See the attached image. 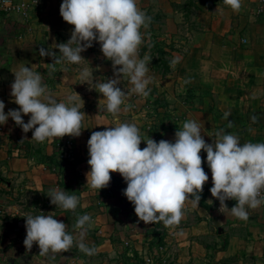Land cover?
Segmentation results:
<instances>
[{"label": "crops", "instance_id": "crops-1", "mask_svg": "<svg viewBox=\"0 0 264 264\" xmlns=\"http://www.w3.org/2000/svg\"><path fill=\"white\" fill-rule=\"evenodd\" d=\"M62 2L43 0L27 14L11 10L0 18V100L5 103V113L19 109L11 96V84L15 80L13 72L21 66L41 74L58 101L67 103V96L77 92L85 113L81 135L66 136L73 141L71 167L41 160L36 154H53L56 138L44 143L32 140L34 130L25 133L11 118L0 125V189L1 185L6 189L0 191V214L12 209L16 216L5 221L0 215V264L3 258H16L14 264H146L145 254L154 250V235L147 230L150 224L139 220L134 205L119 191L87 186L86 173L91 170L87 142L93 132L115 126L117 121L105 110L99 90L87 86L91 76L82 78L85 62L69 63L54 48V43H66L74 30V25L60 14ZM137 4L151 17L149 27L141 28L144 42L139 58L149 56L143 49L145 42L159 38L166 48L171 49L172 44L178 48L173 51L177 62L169 74L163 75L150 60L147 75L152 78L148 85L151 92L147 97L130 93L129 78L121 76L119 86L130 94L121 106L119 122L135 124L143 137L157 142H175L176 131L185 121L194 120L210 144L221 129L238 136L241 145L264 143V17L254 11L257 0H242L239 12L223 0H137ZM243 37L248 41L243 42ZM41 47L53 48L62 63L53 66L51 57L40 55ZM88 49L101 65H113L103 55L99 42L94 41ZM85 53L87 50L81 55ZM99 78L106 82L114 78V71ZM225 112H230L227 119ZM23 119L27 123L30 114ZM18 138L31 146L26 155L10 149ZM140 147H146V142L142 141ZM200 155L209 176L202 192L208 206L194 202V198L186 201L179 226H164L162 256L167 264H264V207L249 209L247 221L221 214L219 201L210 192L213 182L207 153L202 150ZM70 168L75 169L76 180H70ZM111 174L126 183L121 174ZM72 181L75 183L69 185ZM52 190L76 195L80 204L75 212L51 204L48 195ZM226 203L231 208L237 202ZM48 214L63 221L73 235L74 245L68 252L40 255L36 243L30 250L26 248V216ZM85 214L91 216L92 226L86 225L83 242L97 249L92 256L77 246L83 230L76 229L75 224Z\"/></svg>", "mask_w": 264, "mask_h": 264}, {"label": "clouds", "instance_id": "clouds-1", "mask_svg": "<svg viewBox=\"0 0 264 264\" xmlns=\"http://www.w3.org/2000/svg\"><path fill=\"white\" fill-rule=\"evenodd\" d=\"M234 12H239L242 0H223ZM60 14L64 21L74 25L71 38L66 43H54L63 59L79 64L85 58L82 52L99 42L103 55L112 61L114 78L97 83L104 97L105 110L116 118L115 126L95 131L87 142L90 171L86 173L87 186L92 189L107 188L111 173H119L127 183L123 194L134 205L139 220L145 224L163 222L166 228L179 226L184 217L185 203L189 198L201 200L205 183L209 180L202 167L201 151L207 153V165L211 169L212 197L219 201L218 211L225 216L247 221L249 209L264 207V143L246 142L241 145L239 137L215 133L213 143H207L200 125L194 120L185 121L175 133V142L143 137L135 124L120 123L121 106L128 95L135 93L147 97L151 89L148 64L151 57L139 58V49L144 42L141 28L147 29L151 17L142 11L137 0H63ZM73 45H76L73 47ZM53 48L39 49L42 57H51L52 65L62 63ZM176 60L171 62L175 66ZM13 72V71H12ZM11 96L19 109L5 113V103L0 100V125L11 118L27 133L33 131L32 140L40 143L65 136L79 137L85 113L79 103L81 96H67V103L58 101L43 82L41 74L28 66L14 71ZM87 78V69L82 72ZM129 78L130 93L122 90L121 76ZM25 123L23 116L29 115ZM230 115L225 112L224 117ZM229 121L228 127L231 128ZM146 147L141 149V143ZM51 204L75 212L80 200L65 191L52 190L48 195ZM237 203L229 208L226 201ZM9 213L14 215L12 209ZM92 226L90 215L79 216L75 224L81 232L78 242L80 251L92 256L95 247L83 242V232ZM223 222H221V226ZM24 244L31 249L38 244L40 255L49 252H68L74 245V237L67 225L58 221L54 214L27 215Z\"/></svg>", "mask_w": 264, "mask_h": 264}, {"label": "trees", "instance_id": "trees-1", "mask_svg": "<svg viewBox=\"0 0 264 264\" xmlns=\"http://www.w3.org/2000/svg\"><path fill=\"white\" fill-rule=\"evenodd\" d=\"M143 49L151 51L152 53H149V57H151V62L153 66H155L159 71L163 74H169L172 70L171 62L174 60V57L171 56V58H168L167 56L170 55L169 51L166 48V43L164 40H158L157 38H151L147 42H145ZM156 52H155V51ZM26 148L31 147L28 145V143H25V141L22 138H18L16 144L18 146H23L24 144ZM57 144V143H56ZM39 157V159L44 161H49L51 163H54L56 165H62L64 166V163L67 161L66 158H62L58 149L54 151L53 154H45L41 152L36 153ZM70 165L74 166V160H70ZM73 169L72 171H74ZM112 179L110 181L109 186L107 189L110 190V188H113L115 186V190L119 191L121 195L123 194V190L126 189L127 185L125 182L122 181V179H119L117 176H114L111 174ZM70 180H76V176L70 177ZM71 183H75L74 181L69 182V185H72ZM106 189V188H105ZM201 203L205 206H208V204L205 202L204 197L201 194ZM126 201L128 202V199L126 198ZM148 231L152 230V233L154 235L153 240L151 241V244L153 247L155 244L162 243L163 242V236L165 234L164 224L163 222L150 224V227L147 228Z\"/></svg>", "mask_w": 264, "mask_h": 264}, {"label": "built area", "instance_id": "built-area-1", "mask_svg": "<svg viewBox=\"0 0 264 264\" xmlns=\"http://www.w3.org/2000/svg\"><path fill=\"white\" fill-rule=\"evenodd\" d=\"M43 0H30V2H27L26 0H0V18L3 12L5 11H11V10H18L24 14H27L29 11L28 9H31L34 6H40L42 4ZM255 13L258 15H262L264 17V0H257L256 7L254 9ZM243 42H247L248 38L243 37ZM56 148L58 149L60 155L62 158H66V162L64 163V166L71 167L70 160H73V153H72V146L73 141L68 137L63 138H56ZM12 151L14 154L17 155H26L27 151L26 148L23 146H18L17 144H14L11 146ZM66 169V168H65ZM68 169V168H67ZM68 173L71 175V177H74V172L71 170V168L68 170ZM110 191H116L115 186L113 188H110ZM130 241L126 240V244H129ZM164 246L161 243H158L154 246V250L150 249L144 256V260L146 264H167V260L164 256H162L161 251L163 250Z\"/></svg>", "mask_w": 264, "mask_h": 264}, {"label": "rangeland", "instance_id": "rangeland-1", "mask_svg": "<svg viewBox=\"0 0 264 264\" xmlns=\"http://www.w3.org/2000/svg\"><path fill=\"white\" fill-rule=\"evenodd\" d=\"M27 2H30V0H26ZM30 9H28L29 11ZM196 21V20H195ZM196 26H197V29H199V31H201V28L200 26L198 27V24L196 23ZM158 40H161L159 38H157ZM172 48H167V50L169 51L170 55H168L167 57L168 58H171V56L174 55L173 51L174 49H178L176 48V46H174V44H172ZM89 49H87V53L85 54H82V56L85 58L84 60H82L83 62H85L84 64L87 66V69H88V72L89 73V76H91V78H89L87 81H88V85L87 86H90V88L92 87L93 90H97L98 91V88H97V83H100V82H104V81H100L99 77L102 75V76H105L106 74L108 75H111V73L114 71L113 70V65H101V62H99L98 60H94L93 58V55H89ZM155 51V50H154ZM149 53H152V50L151 51H148ZM156 52V51H155ZM155 67V66H154ZM156 68V67H155ZM157 69V68H156ZM46 72V70H45ZM99 75V76H98ZM99 78V79H98ZM104 80V78H103ZM92 85V86H91ZM154 89V88H153ZM158 99V98H157ZM155 101V100H154ZM155 103V102H154ZM17 142V139L13 141V143L11 144L14 145L16 144ZM24 144V143H23ZM10 146V147H11ZM24 148H26L25 144L23 145ZM11 149V148H10ZM27 150V153L28 152V148H26ZM1 188L0 191H3V190H6L4 185H1ZM13 197V200H15L16 196L15 194L13 193L11 195ZM3 219L6 221V220H14L16 218V216L12 215L11 213L5 211L4 213H1L0 214ZM13 245H14V242H13ZM4 259V262L3 264H14L15 263V259L16 258H13V261L11 258H3Z\"/></svg>", "mask_w": 264, "mask_h": 264}]
</instances>
